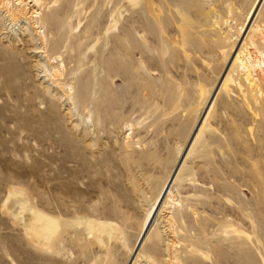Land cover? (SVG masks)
<instances>
[{
  "label": "rangeland",
  "instance_id": "374dc122",
  "mask_svg": "<svg viewBox=\"0 0 264 264\" xmlns=\"http://www.w3.org/2000/svg\"><path fill=\"white\" fill-rule=\"evenodd\" d=\"M20 1L0 0V264H264V66L259 96L236 61L264 52V0Z\"/></svg>",
  "mask_w": 264,
  "mask_h": 264
},
{
  "label": "bare ground",
  "instance_id": "6f19581e",
  "mask_svg": "<svg viewBox=\"0 0 264 264\" xmlns=\"http://www.w3.org/2000/svg\"><path fill=\"white\" fill-rule=\"evenodd\" d=\"M14 16V19L26 16L25 8H23V6L19 8L16 15ZM253 49L255 52L252 53L250 52V49L244 48L241 53L236 54V61L241 72L246 76L245 79L248 80L247 85L250 86L251 89L256 90L257 94L261 96L262 89L260 88V85L257 84L259 80L255 77L258 76L259 73L263 72L261 66H264V62L261 60L264 57V52L259 51L255 46L253 47Z\"/></svg>",
  "mask_w": 264,
  "mask_h": 264
},
{
  "label": "water",
  "instance_id": "95a60500",
  "mask_svg": "<svg viewBox=\"0 0 264 264\" xmlns=\"http://www.w3.org/2000/svg\"><path fill=\"white\" fill-rule=\"evenodd\" d=\"M197 129H198V126L194 129L193 133L191 134V137L189 138L188 143H187L183 153L181 154V156H180V158H179V160H178V162H177V164H176V166H175V168H174V170L172 172L171 177L169 178V181H168V183H167V185H166V187H165V189H164V191H163V193H162V195H161V197H160V199L158 201V204L159 203L160 204H159L156 212L158 211L160 205L162 204V201H163L165 195L167 194L168 189L170 188V186H171V184H172V182H173V180H174V178H175V176H176V174H177V172H178V170H179V168H180V166H181V164H182V162H183V160L185 158V155H186L187 151L189 150V147H190V145H191V143H192V141H193V139L195 137V134L197 133ZM146 228L147 227H145V229L143 230L142 236L140 237L141 239H139V241L137 243L138 244L137 247L141 244L140 240H143V238L145 237V234H147V232H148V229L146 230ZM129 264H131V262Z\"/></svg>",
  "mask_w": 264,
  "mask_h": 264
}]
</instances>
